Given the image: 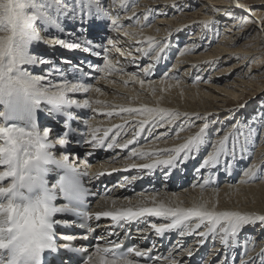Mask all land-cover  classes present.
<instances>
[{
	"label": "snow or ice",
	"instance_id": "obj_1",
	"mask_svg": "<svg viewBox=\"0 0 264 264\" xmlns=\"http://www.w3.org/2000/svg\"><path fill=\"white\" fill-rule=\"evenodd\" d=\"M137 5L138 0H131V3L129 0H0V33L7 34L0 35V197L8 198L9 210L8 226L5 227V221L0 220V264H41L46 252L50 254L48 264H64L62 251L81 254L84 257L83 264H141V261L142 264H182L172 252L164 257L154 256V244L147 248L125 247V242L132 238L126 226L141 223L146 226L137 230L140 239H147L149 232H154L157 237H164L166 233L176 231L181 238L197 235L200 238L198 244L202 245L209 236L213 239L218 237L226 252H232V255L225 254L218 264H228L229 260L236 264L234 250L237 247L243 249L239 264H257V260L259 264H264V249L255 256L248 255V237H244L243 243L240 240L242 230L246 226L255 227L258 223L264 226V214L218 211V201L210 207L209 201L201 199L192 206L185 207L182 202L157 199L160 193L151 196L141 193L135 204L128 200L126 204L117 206V202L112 200L110 209L97 212L90 211L87 205L84 215L89 222H99L101 218H107L113 227L124 230L123 237L112 231L95 236V228L89 225L86 234L80 238L85 241H101L102 243L96 244L94 251H89L88 247L75 246L72 241L77 237L57 232V226H68L71 223L56 218L58 214L64 216L79 211L71 203L57 204L58 196L62 195L70 202L84 203L85 198L93 196L94 193L82 186L78 178H74L79 175L87 176V172H80L70 162L68 155H63V160L55 158L54 150L57 147L65 149L72 143L69 131L56 134L52 128L39 127L36 123L37 110L42 104L50 106L47 109L49 114L65 116L66 129L70 128V119H77L72 109L92 108L93 112L99 111L93 105H100L101 101H93L91 98L75 99L70 94H87L92 91L101 93L100 87L85 82V79H97L94 74H102L98 79L111 84L114 81L108 80L109 76L125 72L124 65H119L118 60L114 62L110 59L113 53L125 58L132 56L131 51L123 47L125 42H122L121 37H127L131 41L137 36H142L143 27L148 26L142 21L148 22L150 14L153 18L157 14H165L151 8L143 14H137ZM234 7L245 10L249 15L255 11L251 6L240 4L239 0H234ZM224 14L230 19H235L234 14L228 10H225ZM124 17L129 22L135 21L139 31H129V27L123 22ZM213 23L215 21L202 22L205 29ZM68 24L71 28H67ZM248 24L256 25L257 29L254 30L264 34V17L242 19L238 27L243 28ZM105 29L106 33L115 35H101L105 33ZM50 30L57 34L52 35ZM89 33H93L95 38H88ZM261 40L264 42V36H261ZM38 42H43L52 50L55 46L69 51L80 50L102 60V64L81 61L79 65H74L66 58L56 61L44 54H33L30 51L31 46ZM144 43L146 47H136L135 51L144 57L150 56L152 62L141 67L139 72L130 74L131 81L138 82L142 89L145 79H140V74L144 77L152 76L158 62L166 58L164 54L170 48L167 38L162 42L148 36ZM180 54L183 55L184 52ZM138 59L139 57H133L130 63L138 65ZM66 64L69 68L64 67ZM29 66L32 70H29ZM41 67L43 72L34 74L35 68ZM69 71L72 74L71 79L68 76ZM254 75L249 72L248 79H252ZM171 78L178 80L177 77ZM167 79L169 73L165 72L163 80ZM194 80L201 82L202 78L196 75ZM123 83L127 85L129 80H124ZM149 83L151 85L152 82ZM155 92L156 89L151 87L152 95H155ZM243 108L245 104L241 103L235 109H229V115L225 119H232L234 114ZM106 114L109 117L114 114L120 116L123 123L105 128L103 134L98 136L101 129L84 121L88 131L79 133L80 139L76 143L90 145L92 149L104 147L105 141L115 129V135L111 136L106 149L123 150L134 144L146 127L151 135L157 128L171 129L173 125H177L176 135L179 136V132L194 126L195 121H203L194 135L176 147L154 151L131 149L128 159L137 157L150 162L139 165L132 163L128 165V170L137 169L148 173L160 170L165 182L172 178L178 168L185 167L190 160L196 158L201 147L207 142L206 135L210 124L223 123L218 115L216 119H209L212 115L209 113H180L147 105L116 106ZM177 121L180 123L177 124ZM255 122L264 126V107L249 124L237 120L231 125L230 131L212 144V150L206 158L193 169L199 181L198 184H193V187L198 186L203 193L207 187L214 186L219 173L223 172L229 176L233 174L239 161L246 159L249 154L248 146L258 131L251 126V123ZM220 130L217 129V133ZM128 132L132 133V138L119 143L117 138ZM166 134L161 133L156 139L159 140ZM261 143H264V139ZM260 159L264 161V153ZM47 165L66 170V174L50 186L45 179ZM258 168L259 165L253 163L247 169H242L244 179L241 183H249L255 179L264 180V168H259V176ZM34 189L38 190L39 194L32 199L29 194ZM172 195L175 196L174 193ZM15 200L27 203L21 210L19 204L13 203ZM105 202L107 203V200ZM3 210L4 205L0 204V214ZM148 218L166 222H149ZM97 227L100 225L97 224ZM201 228L204 230H200ZM113 236L116 239H113ZM176 250L187 251L188 257L194 255L193 249H185L182 245ZM252 250L254 251V248Z\"/></svg>",
	"mask_w": 264,
	"mask_h": 264
},
{
	"label": "bare ground",
	"instance_id": "obj_2",
	"mask_svg": "<svg viewBox=\"0 0 264 264\" xmlns=\"http://www.w3.org/2000/svg\"><path fill=\"white\" fill-rule=\"evenodd\" d=\"M211 1L212 0L203 2V5L200 9L201 10L206 9L207 7L205 5L207 3L209 4V2ZM129 2H131V0H129ZM155 2L156 0H141L140 2H138V5L136 6L137 14H143L145 13V10L149 8L155 10L156 9L155 5L159 4V1L158 3ZM162 3L163 5H161V7L164 6L163 9L164 12L170 10L172 11L174 9L171 8L167 10L168 9L167 6L164 5V2ZM139 4L140 5L143 4L144 6H139ZM211 5H209L208 7H211ZM263 13L264 11L260 12V14ZM218 14L221 15V12H219ZM164 15L166 14H162L161 15L162 17L159 16L156 18L153 28L152 26L143 27L142 36H137L134 40L131 41H129L127 37H123V36L121 37L122 42H125L123 44V47L130 50L132 56L125 58L119 56L118 53H113L110 56V59H113L114 62L118 60L119 65L125 66L124 73L109 76L107 78L108 80L114 81V83L111 84L106 83L105 80L98 79L99 77H97V82L95 83L94 86L100 87L101 93H96L95 91H92L87 94H70L75 99L82 100L85 98H91L93 101L95 100L101 101L100 105H95V104L93 105L95 108L99 109V111L96 112H93L92 108L72 109L75 117H77V114L82 117L79 119L81 123L77 122L76 119H70V127L77 134L88 131V128L85 125L84 121H88L93 126L99 127L101 129L100 133H98V136L103 134V130L105 128L123 123V120L121 119L120 116L114 114L112 117H109L106 114L107 111L112 110L116 106L138 107L140 105H147L149 107H163L170 110H176L179 111L180 113H185V112L189 114L200 113L201 115H203L207 112H210V110L214 109V106L209 105L210 101L226 100V98L230 96L231 93H232L231 95H237L235 85L244 87L246 84H248V82H250L251 79H248V75H247V76H234V78H232L231 80L228 81V83L225 84L231 87L228 89H226L224 85L221 84L219 85L217 83H214V85L209 86V90L206 89V87L208 86H204V85L200 86V84H193L191 83L190 77L192 76V74L196 73L195 71H197V69L201 70L202 65L199 64L200 57H197L190 52H185L183 56L181 54L178 56V59H176V61L178 60L179 61L178 62L174 61L175 64L170 65V69L165 71L169 73V79L163 80V76L165 72L161 75H157V73H160V69L168 63L175 49V43H172L173 40H170V36L169 35L164 36L163 34V32L166 31V24L168 21V19H165L166 17ZM123 22L126 26L129 27V31H139V29L135 26L134 21L129 22L127 18L124 17ZM142 23H146V22L142 21ZM232 26L233 25H229L228 26L229 28L226 27L225 30H228L229 32L233 33V35L241 32L244 33V30H242L241 28H237V30L234 28L233 29L230 28ZM67 28H71V25L68 24ZM50 31L52 32V35L57 34L55 33L54 30H50ZM105 32H107V29H105ZM108 34L115 35L114 33H108ZM198 34L199 32L194 33V35H192L195 36L194 39H198L199 36H202ZM101 35H104V33H101ZM148 36H152L159 41H162V39L160 40L161 37H163V39L167 38V42H169L170 48L166 50V54H164L166 58H162L158 62L157 67L152 76L144 77L143 75H140L139 77L140 79H145V86L142 89L138 82L134 83L131 81L130 74L137 73L139 72V70H135V68L133 67L132 63H130V61L132 60L133 57H139L140 60L138 61V64L143 62V64L140 67L147 66L149 63L152 62L151 58L149 59V57H144L140 53H137L135 51L136 47L147 46L146 43H144V40ZM229 36L230 35H228V33H224L221 37L228 38ZM189 37H191V35ZM61 38H63V35H61ZM88 38L94 39L95 37L93 33H89ZM221 40H223V43L226 41V43H224L221 46H219V44L216 45V47H218L216 49L217 50L221 49L222 51L227 50V53L234 52L238 54L256 55L262 52L261 49L264 48V43L262 41L260 45L253 47V50H251V48H249L251 45L250 42H242L241 44L242 46L240 45L241 47L238 46V48L234 49V47H231V44L234 42H232L231 40L227 41L226 39H221ZM197 41L198 40H196V42ZM191 44L192 42H187L186 44H184L187 45L184 48L185 49L190 48ZM44 46L46 47V45L43 44V42L35 43L31 46L30 51L33 54H37V53L44 54L53 60L60 61L59 55L61 48L59 46H55L54 50H52L51 48L47 49ZM185 49H183L181 52H184ZM71 53L74 55L68 58L74 65H79L81 61H91L94 64H102V60L97 59L96 57L91 56L88 53H84L80 50L71 51ZM208 54L210 56L213 54L219 56L218 52L215 50L209 52ZM245 59L247 60L246 57L239 60L236 66L243 65L244 63L241 64L240 62L244 61ZM181 62L187 63L188 67L186 68L185 72L181 73V75L179 76L181 80L172 79L171 77H176V75L178 74V69H174V67L175 66L178 67V64H180ZM64 67L69 68V65L66 64L64 65ZM232 68H233L232 66L231 67L226 66L224 71L231 70ZM29 70H32L30 66H29ZM41 72H43L42 67L35 68L34 70V74H40ZM101 75L102 74H100L99 76ZM68 76L70 79L72 78V74L70 71L68 72ZM90 78L91 77H88L86 78V80ZM124 80H129V83L127 85H124L123 83ZM149 82H152L151 85ZM220 86L223 87L220 88ZM151 87H154L156 89L155 95H152ZM161 89H164V91H161ZM49 107L50 106L46 104H42L41 108L37 110L36 113L37 125L40 127L44 124L45 127L48 128H52V126H54V130L56 134H59L61 131H66L67 129L65 128V119H66L65 116L61 114H56L55 116L49 114V112L47 111ZM195 122H199V121H195ZM179 123L180 121H177V124ZM83 128H86V130L82 131ZM190 128H186V130L179 132V136L176 135L175 137H173V134L178 131L177 125H173L171 129L160 128V130L157 131V134L150 139L152 134L151 135L148 134L146 127L144 133L141 134V136L134 142V144L130 145L129 148L123 150L119 148H114L112 150L106 149L107 143L111 141V135H115V131H116L115 129L113 130L112 133H110L109 138L105 141V146L98 149H92L90 145H84V147L82 148L78 143L76 142L73 143V141H75L73 138H69L72 141V143L69 146H67V148L61 149L57 147L54 150V154L60 153V156L68 155L69 158H71L72 164H74L80 172L88 173L87 176L79 175L78 177H74V178H78L82 186L87 187L92 193H94L93 196L85 198V202L82 203L84 207L76 202L75 207L79 209L78 212L72 214H65L64 216H61L60 214L57 215L56 218H60V219H65V217L69 215L70 219H68V221L71 222L68 226H57L58 234L77 237L76 240L72 241L73 244H76L78 242L85 241L80 237L83 234H86L85 232H87V229L90 225L91 227L95 228V234H97L98 236L104 235L107 232L112 231L114 233H117L120 237H123L124 230L120 229L119 227H113L111 225L110 220L107 218H101L99 222L95 220L90 222L88 221L89 225L83 224L82 221L87 218L84 215L86 206L89 205L90 211L97 212V211L110 209L112 207L111 204L112 200H115L117 202V206L121 204H126L128 200H131V202L135 204L141 193H143L145 196H151L155 193H160L157 199H164L165 202L168 201H172L175 203L182 202L183 206L185 207H190L194 202H199L201 199H203L205 201H209L210 207L213 203H216L218 201V206H217L218 211L232 210V211H239L241 213L264 214V180L255 179L249 183H241V181L244 179L243 173L240 175V178L237 180V182L236 181L234 182L233 180V177L237 173L241 162L251 157L250 154L251 143L248 146L249 156H247L246 159H242L239 161V164L236 170L233 172V174L229 176L226 174L224 175L223 172L219 173L217 180L214 182V186L207 187L203 191V193H201V189L198 186L193 187V184L199 183L196 175H193V178L190 179L191 181L188 180V178L190 177L189 168L194 169L196 166H198V163L202 162V160L204 159L203 157L212 150L210 141L213 142V139L210 138L213 129L211 128V124L209 129L207 130V135H206L207 142L201 147L200 152L196 155V158L194 159L195 161L190 160L185 167L178 168L173 173L172 178L168 179L166 182L164 181L163 174L160 170H157L155 173H148L147 171H141V170L135 171L136 169L128 170V165L132 163H136L137 165H139L150 162L149 160L139 159L137 157L128 159L127 157L129 156V153L132 148H138L144 151H154L158 149L176 147L179 144L184 143L188 137L192 136L191 134L187 133L190 130ZM220 128L223 129L221 126ZM154 131L152 133H154ZM161 133H167V134L163 138L157 140L156 137L159 136ZM195 133L196 132L193 131L192 134L194 135ZM220 135L221 134H216L215 140L220 138ZM131 138H132L131 132H128L127 134L122 133L121 136L117 138V141L119 143H123L126 139H131ZM66 150L68 151L66 152ZM206 150L208 151L204 155ZM262 153H264V143L260 142L258 144L257 151L254 152V155L250 159L251 164L256 163L259 165V168H264V163H262L264 161H261L260 159ZM124 163H126L127 165ZM46 168H47V174L45 175V179L49 186L55 184L57 182V178H60L61 176L66 174L65 169L56 167L55 165H47ZM187 169H189L188 172ZM0 170H2V168H0ZM184 170L186 171V173H184ZM259 174L257 173L258 176ZM157 175H158L157 182L155 184H153L152 186L146 185L147 182L156 181ZM179 175H182L181 180L178 179ZM223 175L225 176L224 178ZM237 175L234 178H236ZM133 177H135L134 180ZM219 181H223V184L217 187V183ZM182 184L184 185L187 184V186H181L183 188H179L180 190H177V188ZM156 186L157 187L159 186L160 188H156ZM173 193L175 194V196L172 195ZM6 198L7 197H0V201ZM58 198L62 199V201H59L58 204L67 203L65 200L66 198H64L62 195L58 196ZM106 200L107 203L105 202ZM73 215L76 217V219L79 220V222H75L73 220ZM148 220L149 222H156V223L166 222L157 218H148ZM97 224H99L100 227H97ZM145 226L146 225L143 223L131 224V225H127L126 228L130 231L131 235L133 236L132 241L136 243V246H140L141 248H147L154 244L155 245L154 256L160 255L161 257H164L167 256L169 252H172L173 255L176 257V259L178 261H181L182 264H218L220 260L224 259L225 254L232 255L231 251L226 252V250L220 244L218 237L216 239H213L211 236H209L202 245L198 244L200 238L197 235L195 234L187 235L181 238L178 235V232L176 231H173L171 233H166L164 237H157L155 236L154 232H149L147 234L148 237L147 239H140L137 235V230L143 229ZM68 230H75V231L80 230V231L79 233H76V235L73 233H72L73 235H67L65 233ZM200 230H204V229L201 228ZM245 236H247L250 241L248 244V249H249L248 255L255 256L256 253L264 249V226H260L259 223L255 227L246 226L242 230V233L240 235V240L242 243ZM112 238L116 239L115 236H113ZM149 239L151 240V242H148ZM63 242L64 241H61V243ZM97 243H102V242L96 240L93 241V239H89L86 241V243H83L78 246L88 247L89 251H94ZM180 245H182L183 247L187 245L184 247L185 249L188 248L193 249L194 255L192 257H188V255L185 254L187 253V251L184 252L177 251L176 249H178ZM174 246L176 247L174 248ZM253 248L254 251L252 250ZM164 249H167V251L163 252ZM234 251L236 255V264H239L240 255L242 254L243 249L237 247ZM61 254L64 264H71L72 258L76 259L77 261H80L83 257L81 254H78L77 252L74 251H62ZM48 258H50V254L46 252L45 264H48L47 261ZM136 259H141V258H136ZM245 259H247V257H245ZM79 264H83V263H79ZM228 264H232V261L229 260ZM257 264H259V260H257Z\"/></svg>",
	"mask_w": 264,
	"mask_h": 264
},
{
	"label": "rangeland",
	"instance_id": "obj_3",
	"mask_svg": "<svg viewBox=\"0 0 264 264\" xmlns=\"http://www.w3.org/2000/svg\"><path fill=\"white\" fill-rule=\"evenodd\" d=\"M140 1L141 0H138V2ZM158 1H159V4L155 5V8H156L155 10L158 13H165L166 14L164 15L166 17L165 19H168L167 24H166V31H164L163 34L164 36L166 35L170 36V40H173L172 43H175V49L168 63L160 69V73H157V75H161L166 70H169L170 65L175 64L174 61L175 62L179 61V60L176 61V59H178V56L180 55L181 51L185 49L184 47L187 46V45H184L187 42H192V44L190 48H188V51H184V53L190 52L193 55L200 57L199 64L202 65V69L201 70L197 69V71H195L196 73L192 74V76L190 77L191 83L193 84H200V86H203V85L208 86L206 87V89L209 90V86L214 85V83H217L219 85L220 84L224 85L226 89H228L231 87L225 84L228 83L229 80L234 78V76H247L249 75V72L255 74L254 77L250 80V82H248V84H246L244 87L235 85L237 95H231L232 94L231 93L230 96L226 98V100L210 101L209 105L214 106V109L210 110V112H207L209 114H212L210 115L209 119H216L218 115L219 120L223 121L222 124L219 122L211 124V128L213 130H212L210 139H213V142L210 141V144L212 146V144L216 141L215 140L216 134H221L220 137H222L228 131L231 130V125L235 123L237 120H240L244 124H249L251 121H253L254 117L262 109V107H264V51H263L264 48L261 49L263 53L260 52L261 54L259 53L256 55L238 54L234 52L227 53V50H225L226 51L225 52V51H222L221 49H218V50L216 49L218 48L216 47V45L219 44V46H221L224 43H226V41L223 43V40L221 39H226L227 41L231 40L232 42H234L235 44L234 43L231 44V47H234V49L238 48V46H240L242 42H250L251 45L249 48H251V50H253V47L260 45L262 41L261 36H264V34L259 33L258 30H254V29H257L256 25L248 24L245 27L241 28L242 30H244V33L242 32L236 33V34L234 33L235 35H233V33L229 32L228 30H225V28L226 27L229 28L228 27L229 25H233L230 28L232 29L234 28L237 30V28H240L238 27V25H240L242 19H258V18L264 17V13L260 14L261 11H264V0H239V3L244 5L245 7L251 6L252 8L255 9V11L251 13V15H249V13L243 9L234 7V0H212L211 2H209V4L207 3L205 5L207 8L205 7L206 9H202V10L200 8L202 7L203 2L208 1V0H205V1L203 0H156L155 3H158ZM162 2H164V5L167 6L168 8L167 10L171 8H174V9L172 11L170 10V11L164 12L163 11L164 6L161 7V5H163ZM143 4L141 5L139 4V6H144ZM172 5H176V7H173ZM209 5H211V7H208ZM159 8L162 10H160ZM225 10L232 12L235 16V19H230L227 15H225L224 14ZM219 12H221V15L218 14ZM161 15L162 14H157L153 18L152 15L150 14V20L146 22L148 26L149 27L152 26L153 28L156 18ZM209 20L215 21V23L210 25L209 28L205 29L202 22L209 21ZM198 32H199L198 35H202V36H199L198 39H194L195 36H192V35ZM224 33H228V35L230 36L228 38L226 37L222 38L221 36ZM105 34H108V33L105 32L104 35ZM190 35L192 38L189 37ZM232 36H235V37H232ZM161 39H162V42L165 41L163 37H161L160 40ZM196 40L198 41L196 42ZM45 48L48 49L50 47L46 45ZM213 50L217 51L219 56H216L214 54L210 56L208 54L209 52ZM72 55L74 54H72L71 51L61 49L59 57H60V60L63 59L62 57L69 60L68 57ZM233 57H246L247 60L245 59L244 61L240 62L241 64L244 63L243 65L236 66L239 60H241L242 58L234 59ZM251 58H254V59H251ZM149 59H150V56H149ZM139 60L140 59H138V61ZM212 61H216V62L210 63ZM142 64L143 62H141L138 65L135 63H132L135 70H139V71L141 68L140 66ZM226 66H230V67L232 66L233 68L231 70L224 71ZM187 67L188 65L185 62H181L180 64H178V67L177 66L174 67V69H178V74L176 75L178 80H181L179 76L181 75V73L185 72ZM94 75L96 77H99L100 74H94ZM140 75H143V74L141 73ZM196 75H199L202 78L201 82H195L194 77ZM85 82L93 83L95 85V83L97 82V79L93 80V78H90L86 80ZM221 87L223 86H220V88ZM241 103L245 104V108L240 109L239 112H236L232 119H225V117L229 115L228 110L235 109ZM80 118L82 117L77 114L76 120L79 123H81V121H79ZM202 124H203L202 121L195 122L194 126H192L187 133L193 135L192 134L193 131L197 132L199 130V127L202 126ZM47 125H50V124H47ZM220 126L223 129H221ZM251 126L258 129L257 134L255 135V137L253 138V141L250 144L251 145L250 154L252 157L254 155V152L257 151L258 149V144L261 142L262 139H264V126H262L259 122L251 123ZM40 127L43 128L45 127V125L43 124ZM217 129H221L219 133H217ZM159 130L160 128L156 129L154 133H152V136L150 137V139L154 137L157 134V131ZM176 133L173 134V137L176 136ZM207 151L208 150L205 151L204 155L206 154ZM206 156L207 155H205L203 158H205ZM251 157L241 162L238 168V171L235 174V176L238 174L237 177L236 178H234L235 176L233 177L234 182L235 181L237 182V180L240 178V175L243 173L242 169H247L251 165V161H250ZM189 169H190V177L188 178V180L191 181L190 179L193 178V175H195V173L193 171V168H189ZM189 169H187V172L189 171ZM135 171H139V170L136 169ZM184 173H186L185 170H184ZM257 173L258 174L260 173L259 168H258ZM224 175H223V178L225 177ZM157 177L158 175L156 176V181L147 182L146 185L152 186L153 184H155L157 182ZM181 177L182 175H179L178 179L181 180ZM187 184L180 185L177 188V190H180L179 188H183L181 186H187ZM221 184H223V181H219L217 183V187L221 186ZM156 188H160V187L156 186ZM65 234L71 235L68 233H65ZM94 240L95 239H93V241ZM83 243H86V241H81L74 245L78 246ZM166 251L167 249H165L163 252H166Z\"/></svg>",
	"mask_w": 264,
	"mask_h": 264
},
{
	"label": "clouds",
	"instance_id": "obj_4",
	"mask_svg": "<svg viewBox=\"0 0 264 264\" xmlns=\"http://www.w3.org/2000/svg\"><path fill=\"white\" fill-rule=\"evenodd\" d=\"M0 35H7L6 33H0ZM56 159L58 160H63V156H60V157H55ZM6 186V185H5ZM38 192V190H33V192L31 194H29L31 196L32 199H35L36 197V193ZM14 204H19L21 206V210L24 206V204L27 203V201H21V200H15L13 201ZM0 204H3L4 205V210H3V213L0 214V220H3L5 221V224L4 226L7 227V220H8V215H9V210H8V198L0 201Z\"/></svg>",
	"mask_w": 264,
	"mask_h": 264
}]
</instances>
